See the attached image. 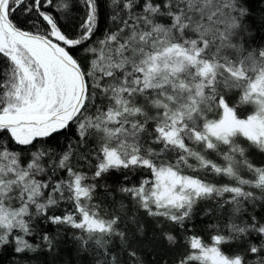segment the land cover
<instances>
[{
    "label": "snow or ice",
    "instance_id": "6c2138e0",
    "mask_svg": "<svg viewBox=\"0 0 264 264\" xmlns=\"http://www.w3.org/2000/svg\"><path fill=\"white\" fill-rule=\"evenodd\" d=\"M254 154L264 0H0L8 264H264Z\"/></svg>",
    "mask_w": 264,
    "mask_h": 264
},
{
    "label": "trees",
    "instance_id": "16d2710c",
    "mask_svg": "<svg viewBox=\"0 0 264 264\" xmlns=\"http://www.w3.org/2000/svg\"><path fill=\"white\" fill-rule=\"evenodd\" d=\"M50 146L55 147V144L53 143ZM253 158L256 161H264V156L259 154H254ZM203 223V221H197L195 225L197 230L203 227ZM10 259L11 257L9 253L6 252L2 257H0V264H8ZM146 259L148 264H153L154 260H159V255H146ZM32 264H88V260L87 258L79 257L76 254L71 240V234L68 233L67 235L61 237L58 255L53 257L47 253H41L35 260L32 261Z\"/></svg>",
    "mask_w": 264,
    "mask_h": 264
}]
</instances>
